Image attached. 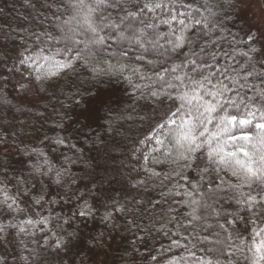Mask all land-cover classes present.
<instances>
[{
  "label": "snow or ice",
  "instance_id": "obj_1",
  "mask_svg": "<svg viewBox=\"0 0 264 264\" xmlns=\"http://www.w3.org/2000/svg\"><path fill=\"white\" fill-rule=\"evenodd\" d=\"M42 7L51 13L45 17L49 28L31 37L18 34L24 49L18 62L40 92L54 78L68 77L72 105L64 107L75 113L76 124L82 116L81 128L91 127L89 106L103 105L105 96L121 90L130 89L134 101L148 102L153 111L166 109L137 141L143 147L134 149L138 163L144 162L137 174L147 179L136 180L132 189L158 181L162 200L148 203L168 204L167 222L178 229L163 231L170 245L149 252L150 260L159 264L173 248H183L187 255L170 256L166 264H237L236 254L245 251L250 264H264V26L233 33L228 25L239 15L235 0H45ZM106 80L113 86L102 87ZM103 119L105 132L120 134L123 125L110 115ZM97 140L108 148L97 136V151ZM120 146L113 139V150ZM0 147L11 151L3 135ZM15 147L28 159L12 178L0 165V246L13 233L40 232L43 247L70 251L73 233L65 240L49 225L63 233L73 218L92 216L103 195L95 183L83 192L78 187L84 176L74 169L84 163L83 149L60 134L45 135L38 146ZM107 199L114 212L133 215L130 228L145 230L134 218L144 210L143 200L133 201L134 210ZM73 201L76 211L68 218L56 215L57 207L62 211ZM112 218L106 211L104 219ZM0 264H8L4 256Z\"/></svg>",
  "mask_w": 264,
  "mask_h": 264
},
{
  "label": "trees",
  "instance_id": "obj_2",
  "mask_svg": "<svg viewBox=\"0 0 264 264\" xmlns=\"http://www.w3.org/2000/svg\"><path fill=\"white\" fill-rule=\"evenodd\" d=\"M259 1L264 9V0ZM33 2L35 6H29L27 0H0V9H3V12H0V28L3 29V32L0 33V61H3L0 63V135L8 138L11 148L9 151L0 147V165H3L2 170L8 171L9 178H12V170H23L26 165L22 161L28 159L16 151V145L21 148L24 145L38 146L45 135H64L71 139V143H77L83 149L84 163L74 169L77 176H84V180L78 187L83 192L86 191V184L95 183L103 195L95 201L92 216L76 217L71 220L75 225L78 224L76 229L71 230L73 233L72 242L83 247L82 250H80V246L68 254L69 256L73 255L74 258L71 260H67L69 256L60 257L57 260L49 259L44 248L34 243L36 237L40 236L39 232L34 236L13 233L8 238L9 242L0 246V256H4L8 264H105L107 260H110L107 264H157L150 260L149 252L156 255L162 247L167 248L170 245V239L163 235V231L176 232L178 229L167 222L171 215L168 212V204L161 202L153 207L148 203V201H152L154 204L156 201L162 200L161 191L163 189L159 186L158 181L147 180L146 187L132 189L136 180L147 179L144 173L143 175L137 174L136 161L140 153L135 152L134 154V149L143 147L138 145L137 141L148 134L150 128L164 115L166 109L153 111L148 102L134 101L130 89L128 91L121 90L110 97L105 96V104L93 103L89 106L93 118L87 123L91 127L81 128V125L85 123L82 116L80 124H76L74 122L75 113L64 107L72 105L71 92L66 87V83L70 82L68 77L54 78L50 81L51 87L45 85L47 91L40 92L38 91L40 86L38 84L36 87L32 86V82H30L32 78L18 62L19 53L24 51L19 35L31 37L35 33L49 28V22L45 20V17H50L51 13L42 7L45 0H33ZM235 2L236 9L239 10L238 0ZM225 11H228L227 6ZM228 27L233 33H238L240 36H243L244 31H247L241 24L239 15L235 17V23H229ZM21 85H25V87H21ZM112 86L107 83V80L102 85L104 88ZM119 87L124 89L127 88V85ZM29 101L36 107L31 108L27 104H30ZM110 109L111 111H109ZM79 111L80 109H76V112ZM66 112L67 117L61 119ZM105 115H110L118 125H123L119 135L113 136V133L105 132V129L100 127L106 124L103 119ZM129 116L131 119L128 118ZM61 123L65 125L64 129L57 126ZM97 136L104 137L108 144L107 149L97 140L96 147L99 148V151L96 150L92 141ZM113 139L120 143L119 149L113 150ZM54 155L58 156L59 153ZM148 166L155 167L156 171L166 170L156 165ZM109 196L115 197L120 205L131 207L134 210L138 206L133 201L143 200L144 210L136 211L134 218L135 223L145 230L130 228L128 221L133 219V215L114 212L110 207L111 201L107 199ZM88 200L89 203H93L91 197H88ZM100 207L114 212L113 218L104 222L99 230L90 231V223ZM63 210L61 211L57 207L56 215L63 217L64 213H68L70 216L72 211H76L75 202L65 205ZM83 226L87 227L88 231ZM150 228L153 230L147 231ZM78 230L84 232L83 238H79L76 234L75 231ZM179 231L183 232L182 229ZM199 232L200 229L197 228L195 234H199ZM244 235L250 236V230ZM141 236L144 237L143 240L138 239ZM40 238L42 239L41 236ZM248 243L250 244L251 241L249 240ZM200 247L202 245L197 244L195 249L198 255L202 254L199 252ZM29 253H32L31 257L25 260V257H29ZM95 254L96 257L93 258ZM173 255H187V253L183 248H173L171 253L160 259L159 264H166L167 258ZM248 255L250 253L246 251L237 253V264H250V261L244 259V256ZM106 256L108 259H105ZM93 260L97 261L93 263Z\"/></svg>",
  "mask_w": 264,
  "mask_h": 264
},
{
  "label": "rangeland",
  "instance_id": "obj_3",
  "mask_svg": "<svg viewBox=\"0 0 264 264\" xmlns=\"http://www.w3.org/2000/svg\"><path fill=\"white\" fill-rule=\"evenodd\" d=\"M239 2V19L241 24H243L245 26V28L248 30V28H259L261 26H264V9L260 3L259 0H238ZM27 102V101H26ZM30 102V101H29ZM28 105H30L31 108H35L34 104L32 102L27 103ZM146 151V150H145ZM139 159V158H138ZM138 159L136 161V165H137V169H141L143 166V161L140 160L138 163ZM103 169V168H101ZM139 175H143V172L141 171ZM64 211V210H63ZM107 210H104V208H99V210L97 211V213L94 215V219L93 221L90 223V231H95V230H99L100 228H102L103 223L107 222L108 220L104 219V216L106 214ZM114 213V212H113ZM68 218V213H64L62 218ZM55 223V222H53ZM73 223V224H71ZM71 227H69V225L64 224L63 225V233L60 232V229L52 227V225H49V227L52 229V231L57 232L58 234H63L65 240H68L69 237L67 235V233H71V230L76 229L78 224H74V222H70ZM84 227V226H83ZM86 231H88L87 227H84ZM76 234L78 235L79 238H83L85 236L84 232L82 230H78L75 231ZM40 236L42 237V239L40 238V236L36 237L35 239V244H38L39 247H43V237H44V233H40ZM77 239V238H76ZM73 239H71L72 241ZM52 243V239H49V244ZM81 245H76L73 242H71L70 245V251L68 250H61L59 252V254L56 253V251L52 248H44L47 257L51 260H57L60 259V257H64V256H69L68 254L70 252H72L74 249H78ZM83 247L81 246L80 250H82ZM42 253V252H40ZM96 257V254L93 256V258ZM73 257L69 256V258L67 260H71ZM110 258V257H109ZM105 259H108V256L105 257ZM97 260H93L92 262L95 263ZM108 262H110V260L105 261V264H107Z\"/></svg>",
  "mask_w": 264,
  "mask_h": 264
}]
</instances>
